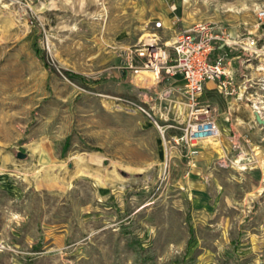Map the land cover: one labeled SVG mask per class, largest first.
<instances>
[{"label":"rangeland","instance_id":"374dc122","mask_svg":"<svg viewBox=\"0 0 264 264\" xmlns=\"http://www.w3.org/2000/svg\"><path fill=\"white\" fill-rule=\"evenodd\" d=\"M260 9L264 0H0V264H264ZM198 22L258 48H225L235 92H202L220 134L190 166L168 125L186 118L187 97L174 79L122 65L151 36L170 44Z\"/></svg>","mask_w":264,"mask_h":264},{"label":"built area","instance_id":"2783aa9c","mask_svg":"<svg viewBox=\"0 0 264 264\" xmlns=\"http://www.w3.org/2000/svg\"><path fill=\"white\" fill-rule=\"evenodd\" d=\"M257 14L264 20V9ZM156 26L160 27L161 22H156ZM237 46L258 48L254 38H248L242 45L221 27L211 22H198L178 33L170 44L161 43L156 36H151L142 45L130 49L124 58L122 68L136 75L145 70L157 81L162 78L182 79V85L174 91L187 97L189 110L182 122L178 120L181 115L178 114L168 125L178 129L173 140L183 147L190 166H195L194 158L199 153L200 144L220 134L212 106L208 102H200L199 98L207 82H213L214 88L220 92H235L232 57L228 56L225 48ZM217 48H222V51L215 55ZM172 90L171 87L169 91ZM159 128L164 136V129ZM234 146L239 145L234 142Z\"/></svg>","mask_w":264,"mask_h":264},{"label":"crops","instance_id":"0c3cea01","mask_svg":"<svg viewBox=\"0 0 264 264\" xmlns=\"http://www.w3.org/2000/svg\"><path fill=\"white\" fill-rule=\"evenodd\" d=\"M174 80H175L174 81L175 84H173L174 89H176L182 85L183 81L180 77H176V78H174ZM214 86H215V84L213 82H207L204 89H208V90L215 89Z\"/></svg>","mask_w":264,"mask_h":264},{"label":"bare ground","instance_id":"6f19581e","mask_svg":"<svg viewBox=\"0 0 264 264\" xmlns=\"http://www.w3.org/2000/svg\"><path fill=\"white\" fill-rule=\"evenodd\" d=\"M142 73L144 75H146L147 77H151V79H154V77H152V74L148 71H145L143 70ZM146 79V78H145ZM143 81V80H142ZM254 107L256 108V110L261 114L263 115V111H262V108L264 107L263 105L259 104L258 102L255 103Z\"/></svg>","mask_w":264,"mask_h":264},{"label":"water","instance_id":"95a60500","mask_svg":"<svg viewBox=\"0 0 264 264\" xmlns=\"http://www.w3.org/2000/svg\"><path fill=\"white\" fill-rule=\"evenodd\" d=\"M255 115H256V119L258 120V122L264 124V119L261 118V116H260V114H259V112L257 110H255ZM17 156L19 158H24L26 156V154L23 153V152H18Z\"/></svg>","mask_w":264,"mask_h":264},{"label":"trees","instance_id":"16d2710c","mask_svg":"<svg viewBox=\"0 0 264 264\" xmlns=\"http://www.w3.org/2000/svg\"><path fill=\"white\" fill-rule=\"evenodd\" d=\"M126 72V70H123V73H125ZM66 74L68 75V76H73L74 74H72L71 72H66Z\"/></svg>","mask_w":264,"mask_h":264}]
</instances>
